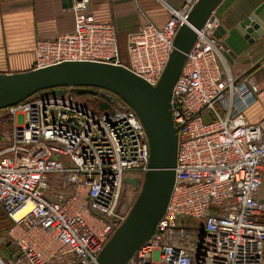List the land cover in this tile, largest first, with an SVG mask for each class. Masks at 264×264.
Here are the masks:
<instances>
[{
	"label": "built area",
	"instance_id": "obj_1",
	"mask_svg": "<svg viewBox=\"0 0 264 264\" xmlns=\"http://www.w3.org/2000/svg\"><path fill=\"white\" fill-rule=\"evenodd\" d=\"M197 1L159 0L166 24L147 19L129 33L125 63L115 25L95 17L91 0H73V30L37 39L32 69L105 62L156 85ZM221 25L215 10L173 87L175 184L156 230L127 264H264V120L251 123L244 113L261 86L252 70L233 73L216 35ZM59 90L0 109V122L14 117L0 139V209L10 220L0 264L96 263L133 206L126 177L140 186L149 170L150 144L134 109L120 98L121 106L100 93ZM94 101L101 114L89 108ZM192 219L201 230L190 236Z\"/></svg>",
	"mask_w": 264,
	"mask_h": 264
},
{
	"label": "water",
	"instance_id": "obj_2",
	"mask_svg": "<svg viewBox=\"0 0 264 264\" xmlns=\"http://www.w3.org/2000/svg\"><path fill=\"white\" fill-rule=\"evenodd\" d=\"M222 0H198L188 20L178 30L174 50L163 75L156 85L129 68L105 62L66 61L56 65L23 72H0V109L16 105L28 97L48 89L75 87L80 94L100 93L121 106L124 101L139 115L150 144L149 170L141 183L139 194L125 222L92 264H127L135 251L150 238L165 214L176 180L179 135L170 110L173 87L181 74L187 54L209 15ZM67 3L72 6L73 0ZM250 16V23H241L238 31L250 43L264 35V22ZM224 33L222 27L216 35ZM222 42L228 48L224 40ZM109 106L107 102L101 109ZM127 189H139L137 177H126ZM125 195L122 196V200Z\"/></svg>",
	"mask_w": 264,
	"mask_h": 264
},
{
	"label": "crops",
	"instance_id": "obj_3",
	"mask_svg": "<svg viewBox=\"0 0 264 264\" xmlns=\"http://www.w3.org/2000/svg\"><path fill=\"white\" fill-rule=\"evenodd\" d=\"M67 1L0 0V72L31 70L37 39L55 38L73 30L74 15ZM166 1L179 7L185 0ZM91 6L97 19L115 25L125 60L129 33L147 19L159 27L168 20L159 0H91ZM258 8L257 16L264 22V0H222L215 9L221 18V37L229 48L227 57L233 73L243 75L252 70L261 79L256 100L244 112L251 123L264 120V35L250 43L237 27L249 24Z\"/></svg>",
	"mask_w": 264,
	"mask_h": 264
},
{
	"label": "rangeland",
	"instance_id": "obj_4",
	"mask_svg": "<svg viewBox=\"0 0 264 264\" xmlns=\"http://www.w3.org/2000/svg\"><path fill=\"white\" fill-rule=\"evenodd\" d=\"M124 62L127 63L128 62V59L125 60L124 58ZM256 75V79L257 81L260 83L261 82V79H260V76L259 74H255ZM89 108L91 110H93L96 114H101V110L99 109V104L97 102H92L91 105H88ZM14 120V117L13 116H7V117H4L1 122H0V131L3 133V134H0V139L2 140H7L8 136L6 134H4L5 131H9L11 132L12 129H13V121ZM140 187L139 186V189H137L136 191L132 190L130 193H128V197H129V201L130 202H135L138 194H139V191H140ZM193 222L192 226H185L187 227V231H188V235L192 236L193 234L195 233H198L199 230H201V228L199 227L198 224L196 223H199L201 221L199 220H194L192 219L191 220ZM10 225V220L8 219V217L3 213V211L0 209V234H4V232L7 230V228L9 227Z\"/></svg>",
	"mask_w": 264,
	"mask_h": 264
},
{
	"label": "bare ground",
	"instance_id": "obj_5",
	"mask_svg": "<svg viewBox=\"0 0 264 264\" xmlns=\"http://www.w3.org/2000/svg\"><path fill=\"white\" fill-rule=\"evenodd\" d=\"M20 215V214H19Z\"/></svg>",
	"mask_w": 264,
	"mask_h": 264
}]
</instances>
